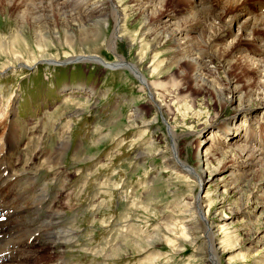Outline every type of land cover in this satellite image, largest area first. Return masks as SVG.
<instances>
[{
    "label": "rangeland",
    "instance_id": "374dc122",
    "mask_svg": "<svg viewBox=\"0 0 264 264\" xmlns=\"http://www.w3.org/2000/svg\"><path fill=\"white\" fill-rule=\"evenodd\" d=\"M214 1L208 0L207 7L214 6ZM52 3L55 6L61 0ZM87 3L67 18L50 13L48 4H43L45 11H36L29 0L24 1L27 7L19 0L9 7L1 3L0 39L9 43L24 22L28 45L23 54L55 55L59 61H70L75 57L65 55L83 53L113 64L120 55L128 62L139 61L158 108L149 90L121 67L110 70L92 62L60 66L39 61L31 68H3L0 145L9 148L15 143L16 147L6 159L0 155V225H24L30 231L16 238H22L23 244H13L12 236L5 245L2 241L0 256L18 246L20 259L11 264H264V196L259 197L264 174L258 167L249 171L240 167L232 175L226 171L227 166L239 164L235 147L252 138L264 143V111L259 109L264 101V20L251 38L241 31H225L224 22L213 14H201L203 26L197 28L196 21L187 20L191 2L184 0H166L160 8L152 6L145 11L137 9L132 0ZM240 5L256 8L254 18L264 16V0H246ZM26 9L27 20H21L19 15ZM232 12L225 8L227 16ZM118 15L123 16V36L119 37L114 35ZM166 15L174 17L178 27H196L189 34L191 43L177 41L175 27L164 26ZM101 18L103 21L95 24ZM38 32L46 40L40 49ZM64 35L73 38L72 48L64 44ZM115 39L118 56L109 46ZM188 45L206 65L202 73L205 83L193 77L183 49ZM8 59L0 52V67L7 65ZM229 82L231 90L238 88L232 90L236 97L248 96L247 107L255 110V119L236 113L239 99L228 102ZM81 86L88 91L67 90ZM220 92L227 100L223 101ZM10 102L17 109L14 120L10 109L4 111ZM102 108L115 113L107 119L99 112ZM135 109L145 117L136 118L135 126L123 129L115 140H103L102 147L96 141L98 130L86 133L95 139L92 143L76 145L77 139L71 138V129L79 127L82 134L83 125L106 124L118 112L122 115L118 122L129 123ZM231 120L238 124L239 138L231 137L228 140L234 142L222 145L227 137L222 139L221 129ZM209 138L213 143L210 150L221 148L226 157L222 165V160L210 159L208 175H204L208 186L198 189L194 178L173 170L167 159L173 156L177 162L187 158L194 166L206 144L202 141ZM41 188L46 190V199L40 197ZM206 192L204 205L210 206L212 230L224 251L221 259L213 262L205 235L190 244L187 230H191L188 221L193 219L191 204L206 197ZM221 219H226V224H221ZM57 226L73 233L62 241L45 235L57 231ZM138 241L140 249L134 246Z\"/></svg>",
    "mask_w": 264,
    "mask_h": 264
},
{
    "label": "bare ground",
    "instance_id": "6f19581e",
    "mask_svg": "<svg viewBox=\"0 0 264 264\" xmlns=\"http://www.w3.org/2000/svg\"><path fill=\"white\" fill-rule=\"evenodd\" d=\"M19 1L22 2L23 5H24V1H28V0H19ZM29 1H30L31 5L33 6V10L41 9L42 11H45L46 9L43 7V4H48V9L50 10V13L52 11H55V12H57L58 15L63 14L67 18V16L73 15V11L82 9L83 5L88 4L87 2L97 4L96 2L98 1V2H102L103 4H105V2L109 3L112 0H97L96 2H95V0H63V1L61 0V3H57L55 6L53 5L52 0H29ZM165 1L166 0H132V2H134V5L136 6V8L140 9L142 11H145L146 9H148L149 7H152V6H157V7L160 8L161 5ZM184 1L191 2L189 10L186 12V13L190 14V17L188 16L187 20L190 19V20L196 21V27L197 28H199V27L202 28V26H203V23L200 21L201 14L206 13L207 16L210 15V14L211 15L213 14V16L219 17V20L221 22H224L223 23V25H224L223 29H225V31H228L230 33H233V31H235V32L241 31L242 33H247L252 38L253 37L252 36L253 32L256 29H258L259 27L260 28L262 27L261 26L262 25V20H264V16H261L259 14H258V16L256 18H254L253 15H254V11L257 10L256 8L255 9H252V8H250V9L248 8L247 9L246 7H243V6L240 5L241 2L245 3L246 0H225V2L223 0H220V1L219 0H215L213 2V4L215 3L214 6H211L210 8L207 7L209 5L208 4V0H184ZM1 3L2 4L4 3L5 6L8 5V7H9V6H12L15 3V0H0V5L2 6ZM216 4H220V5H216ZM27 5H24V6L27 7ZM2 7H4V6H2ZM225 8L233 10L232 15H228L227 16L226 13H225ZM36 11H38V10H36ZM28 13H29L28 9L24 10L21 13V15H19V18L21 20H27L26 17L28 15ZM31 13H30V15H31ZM120 16L119 15H118V17L116 16V20L120 19V22H119V25L118 26L116 25L115 29H114V35L118 36V37L121 36V35L123 36V34L120 33L123 30V27H122L123 24H121L122 20H123V16H121L122 19H121ZM165 17L166 18H164V20H163V23L165 24L164 26L165 27H175L174 31H175V34H176V38H178V40L177 39L176 40L177 41H181L180 44H182L183 42H184L183 44L191 43V40H190L191 38L189 37L190 36L189 34L192 33L196 27H187V28L182 27V26L178 27L179 23L178 22H174V20H173L174 17H168V15H166ZM34 18L35 17H33V20H34ZM46 20H48V18H46ZM102 21H103V19L101 18V19L97 20L95 22V24H98V23H100ZM25 29H26V23L22 22L21 25L19 26V30L17 31V35L16 36L13 35V37L9 40V43H6V40L5 41H1V39H0V52H4V54L6 53L9 56V59H10V60L8 59L9 61H8L7 65L5 64L2 67H0V69L2 70V71L0 70V74H2L3 68L7 69L10 66L12 69H16L17 65L18 66L22 65V67L24 66V67L31 68L34 64H36L39 61H41V63H44V64H53V65H61V64L62 65H64V64H68L69 65L71 63H77V62H82V63L85 64V63H88V62H92V63L99 64V65H101V66H103L105 68H108L110 70H115L116 68L121 67L123 69L129 70L137 78V80L141 83L143 89H148L149 90V94H150L151 100L153 101V103L156 106V108H158V105H157V102L155 100V97L153 96V93L149 89L150 88V82L146 78L145 74L143 73V67L139 66L141 63L139 61L136 62V63L128 62L124 57H122L120 55L118 56V53H117V50H116L117 49V44H116L117 39L111 40V42L109 43L110 49H112L114 51L115 55L118 56V60H116V62L114 64L110 63V62H106L105 60H103L100 57L95 56V55H82L83 53L82 54H75V53L67 54V55H65V57H68L69 55H71V56H73L75 58H72V60H70V61H67V60L66 61H59V60L55 59L56 58L55 55L54 56H49V55H44V56L40 55L39 56V55H37V53H32V54H25L24 53L23 54L22 53L23 47L28 45V40H26V36H25ZM223 32H224V30H223ZM156 35H158V34H156ZM182 35H183V37H181ZM240 35L243 38H245L244 35H242V34H240ZM43 36H44L43 33L40 34V32H38V35H37L38 41L36 43L38 46L42 45V42H45L44 43V46H45L46 40L43 39L44 38ZM99 36H100V34L93 41H97L99 39ZM64 37L66 38L64 40L65 41L64 44L67 45L69 48H72L73 47V42H72L73 38L70 37V36H65V35H64ZM54 38H55L54 40H57L59 37H54ZM233 38H235V37H233ZM251 38L249 39L250 41H255L254 38L252 40H251ZM240 39H242V38H240ZM58 40H60V38ZM242 40L245 41V39H242ZM246 41H247V39H246ZM56 42H59V41H56ZM42 47H43V45H42ZM40 48H41V46L39 47V49ZM183 49L187 53L186 56H185V59H188L189 62L191 63V66H192V69H193V72H194V74H193L194 79L195 80H200L201 82L205 83L206 79H205V77L202 76V73L205 70L204 68L206 67L205 63L198 57L199 55L197 56V51L195 49H193L192 46L188 45V46L183 47ZM262 51H264V49H262ZM261 65H262V63H261ZM261 78H263V77H261ZM231 86H232L231 82H229L228 86L226 87L227 91H228L227 93H230L231 94L230 97L232 98V99L229 98L228 102L229 101H231V102L233 101L234 102V100L236 98L239 99V103H238V105H239L238 108L239 109H238V111L236 113L237 114H244L245 117H250L251 119H255V116H256L255 115V113H256L255 110L247 107V102H249L248 100H250L248 98V96H246L245 94H241L239 97H236L235 93L232 92V90L234 91V90H237L238 88H234V89L231 90V88H230ZM67 90L70 93L71 92L74 93L77 90H80L82 92L83 91H88V89H86V87L85 88L84 87H78V88L77 87L76 88L73 87V89L71 87L70 89L67 88ZM64 91H66V90H64ZM220 95H221L223 101L227 100L224 97L223 93L220 92ZM262 99H264V98L262 97ZM14 106H15V104L11 105V102H10L8 105L5 106V110H4V111L7 112L10 109L9 113L11 114V119L12 120L15 119L14 117L16 116V111H17V109H15ZM134 107L136 108V106H134ZM259 109H261L262 112L264 111V101L261 104V106L259 107ZM132 112H133L132 113L133 117H132L131 120L128 121L129 123L124 124V123H120V122H116V123L113 122L112 123V128H111L112 130H110L109 133L107 135H105L102 140H108V139L114 138L123 129H127L128 130L130 128H133V126H135L136 118L140 119V118H142L144 116V113H141V114L137 113L138 111L136 109L133 110ZM4 115L5 114L2 113L1 114V116H2L1 118H3ZM1 120H3V119H1ZM250 121H252V120H250ZM110 124H111V122H110ZM150 125H152V124H150ZM237 125L238 124H237V122H235V120L234 121L231 120L230 123H228V126L226 125L223 129H221L222 139L227 137V139L225 138L224 140H222L223 141L222 145L224 143H228V145L231 144V142H234V141H229L228 139L231 140L232 138L238 137L240 135L239 129L237 128ZM240 126H242V125H240ZM167 130H169L168 126H167ZM117 131H119V132H117ZM209 131L207 132L208 137L210 135ZM233 134H236V135L232 136ZM244 136H246V135H244ZM17 139L19 141V138H17ZM260 139L261 138H255V139L252 138V140L248 141L249 143H247L246 145H244V146L243 145L242 146L238 145L239 147L238 146L235 147V150L238 152V155H235L234 157L239 156L238 159H240V160L237 161V163H239V164H236L234 167L231 166V165L227 166L226 167V171H230V174L232 175L233 172H236L237 169H239L240 167H242L243 170H248V171L252 170L254 167L255 168L258 167L257 171L259 173L264 174V148H263L264 143L261 142ZM241 140H243V137H242ZM244 140H246V139H244ZM253 141H254V143H253ZM202 142H204V143L206 142V144L204 145L202 156L197 159V164L194 165V166L193 165L191 166L190 164H188L189 162H188L187 158H185L186 162L182 161L180 158L176 162V159L173 156L170 157V159H167L168 163L171 164L173 170L179 171L181 173L186 174L187 176H191L192 178H194V180L197 181V188L198 189H199V187L205 188V186H208V183H206L204 181L205 180V178H204L205 176L204 175L207 174V169L211 166L210 165V159H212V158L214 159L215 158L214 159L215 161L222 160V161L219 162L220 165H222V164H224L223 158L226 157L225 154L223 153V149H221L220 147H218V148H220V149H218L220 152L217 149H215V150L213 149L212 151L210 150V147L213 144V143H210L211 142L210 138H209V141L204 140ZM235 142H239V139H237ZM206 145H208V146H206ZM14 147H16L15 143H12V145L9 148L6 147L3 144L0 145V155H3V157H2L3 160L6 159V156H8V154H10L11 150H13ZM4 149H5V151H4ZM158 155H159V153H158ZM175 156H176V154H175ZM241 163H243V164H241ZM6 165H7V163H6ZM223 167H225V165ZM209 176H211V175H209ZM261 181H263V182H260V184H259L260 186L259 187L262 189V194L259 197L263 198V196H264V176L261 179ZM39 192L41 193L40 194L41 199H43V198L46 199V194H47L46 190L44 188H41L39 190ZM207 195H208V192H206V197L201 198V199L196 198L192 202L191 209L190 208L189 209H190V211H192L191 214H193V219H191V220L189 219L190 221H188V222H190L189 225H191V230L190 229H187V230H188V233L190 234V236H188V239H190V241H189L190 244L197 243L200 240V237H204V235H205L206 241L208 242L207 244L209 245V249L208 250H209V253H210V256H211L210 260H211V262H213V261H215V258L219 259L221 257V255L223 256L224 255V251H222V250L220 251L221 246H219V244L221 245L222 241L219 242V240L216 238L215 233L212 230L213 228H215V226L213 225V223H211V220H209V209H210V206H209V204H205L204 205V203L206 202L205 198H207ZM153 196H154V194H153ZM262 200L264 201V198ZM262 204H264V203H262ZM262 206H263L262 208H264V205H262ZM245 207L246 206H244L240 210L241 211L245 210L246 209ZM0 208H1V206H0ZM235 212H237V211H235ZM221 220H223V221L220 222L221 224H226V219H221ZM202 224H205L206 227L204 228ZM57 225H59V224H57ZM45 226H44V229H45ZM186 228H188V226ZM29 231L30 230H29L28 226H24V225L23 226H18L17 224L7 225V226L0 225V245H1L2 241H3L2 242L3 245H5L7 243V240H8L7 237H9V236H12V238L13 237L15 238V239L13 238L14 239L13 244H16V243L18 244L20 239L15 241L16 238L18 239L20 235L21 236L26 235L27 233H29ZM69 233H73V231L65 230L62 227H58L57 231H54L53 233L52 232L51 233L48 232L45 235H47V236L50 235V237H52V238H53V236H55L56 239L62 241L63 238H66L67 234H69ZM199 233H201V236H197V234H199ZM13 235H15V236H13ZM52 238H50L51 239L50 241H54V240H52ZM8 242H9V240H8ZM23 242L25 243V241L21 238L20 243L23 244ZM145 242H146V240H145ZM137 244L138 245H134V246L136 247V249H140L141 248L140 245H142V244L139 243V241L137 242ZM208 245H206V247ZM215 245H217V247ZM142 249H143V247H142ZM14 250L17 253V256H14ZM19 250H20V248L18 249V246H15L9 252H7V250H6L7 255L5 257L4 256L3 257L0 256V264H11V263H13L16 260H19L20 259ZM120 253H121V251H120ZM0 255H1V253H0ZM2 258L3 259L6 258L8 261L7 262H2Z\"/></svg>",
    "mask_w": 264,
    "mask_h": 264
},
{
    "label": "crops",
    "instance_id": "0c3cea01",
    "mask_svg": "<svg viewBox=\"0 0 264 264\" xmlns=\"http://www.w3.org/2000/svg\"><path fill=\"white\" fill-rule=\"evenodd\" d=\"M113 110H114V109L110 110V109L102 108L99 112L102 113V116H106L107 119H108L109 116L112 115V113H115ZM118 113H119V114H118V116H117L116 118H115V117H112V118L108 121V123H106V124H101V125H99V124H90L89 126L83 125V128H84L85 130L83 131L82 134H80L81 131H77V130H80L79 127H75V129H77V130L71 129V130H72V132H71V138H72V136L74 135V137L77 139V140H76V145H79L80 142H83V143H84V142H85V143L90 142V143H92V140H93L94 138H93L91 135H87V136H86V133L89 134V132H91L92 130H98V132L100 133V135L97 137L96 141H97L98 144H100L101 147H102V146L105 144V141H103L102 139H103V137H104L105 135H107V134L109 133L110 130H112V129H111V128H112V123H113V122L116 123V122H118V121H120V120L122 119V115L120 114V112H118ZM107 119H105V120H107ZM105 120H104V121H105ZM110 122H111V124H110ZM108 124H109V125H108ZM74 125H75V124H74ZM82 139H83V140H82ZM94 140H95V139H94ZM108 140H110V139H108ZM112 140H115V138L112 139ZM108 142H109V141H108ZM77 149H79V146L77 147ZM86 149H87V146H86V148L83 149V151H86ZM87 157H88V159L91 158L90 156H87ZM86 159H87V158H85L84 161H85V162H88L89 160H86ZM108 161H109V159H107L106 161L104 160L103 164H107Z\"/></svg>",
    "mask_w": 264,
    "mask_h": 264
}]
</instances>
